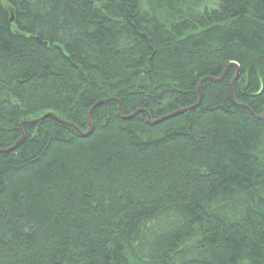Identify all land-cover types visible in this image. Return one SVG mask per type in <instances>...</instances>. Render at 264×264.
Masks as SVG:
<instances>
[{
    "label": "trees",
    "instance_id": "1",
    "mask_svg": "<svg viewBox=\"0 0 264 264\" xmlns=\"http://www.w3.org/2000/svg\"><path fill=\"white\" fill-rule=\"evenodd\" d=\"M229 63L250 111L233 67L148 123ZM103 93L146 114L0 154V264H264V0H0V149Z\"/></svg>",
    "mask_w": 264,
    "mask_h": 264
},
{
    "label": "bare ground",
    "instance_id": "2",
    "mask_svg": "<svg viewBox=\"0 0 264 264\" xmlns=\"http://www.w3.org/2000/svg\"><path fill=\"white\" fill-rule=\"evenodd\" d=\"M233 67H235L237 69V71H236L235 77L230 82V89L229 90H230V94H231V99L234 102V104H236V105L246 106V105L238 104L236 102L235 98H234V92H233L234 85H235V83L238 81V79L240 77L239 67H238V65L236 63H229L225 67L224 72H223V74L220 77H217V78L216 77H210V76L204 77L199 82L198 87L200 86V91H201V85H202L203 82H216V83L221 82L227 76L229 69L233 68ZM213 78L214 79H218V80L217 81L209 80V79H213ZM198 94H199V92H198ZM105 95H106V93H103V95L100 96L101 98L86 112V114L84 116L85 117V127H79L78 125H76L74 123L66 121V120L60 118L59 116L55 115L53 112H50V111L43 112L40 115H38L39 117H37V118L31 119V120H24V121H21L19 123L18 129H19V132L21 134V137L18 139V141H16L14 143V145L9 147L8 149L14 147L21 140H22V142L19 144V146L17 148H19L25 142L26 136H25V133H24V127H35V126H37V125H39L41 123H44V122H46L48 120H51V121L55 122L56 124H58L60 126H63V127H66L68 129H70V131H72V133L75 136H78L80 140H83V141L85 140V141H87V143H94L97 139L102 137V133L104 132V127L106 125L108 126L110 119L106 118L104 121L98 122L97 120L94 119L93 112H94V110L96 108H99L100 106H103V105H106V104H115L116 105V109H117V116H118V118H120L123 121H130V120L134 119L135 117H137L138 115H140L141 113H145L144 109H140V110L138 109V110L134 111V113H132L131 115L124 116V114H123V103L121 102V100L118 97H108V96H105ZM201 97H202V93H201ZM199 98H200V94H199ZM201 100H199V101L201 102ZM197 104H195V105H193L191 107L184 108V109L176 110L173 113L164 115V116L160 117L159 119H157L155 121H153L151 119L150 115L147 114L148 123L150 125H158V124H160V123H162V122H164V121H166V120H168L170 118H173L175 116L181 115L182 113L195 110L199 106ZM179 111H183V112L180 113V114H176L175 116L168 117L170 115H173L174 113H178ZM263 114H264V112L262 113V115ZM161 119H163V120L158 122V123H155V122H157V121H159ZM104 124H106V125H104ZM72 141H73V139H70L68 141L69 145H72L74 143ZM0 150H7V149H0ZM15 150H12L10 152H14ZM10 152H6V153H10Z\"/></svg>",
    "mask_w": 264,
    "mask_h": 264
},
{
    "label": "water",
    "instance_id": "3",
    "mask_svg": "<svg viewBox=\"0 0 264 264\" xmlns=\"http://www.w3.org/2000/svg\"><path fill=\"white\" fill-rule=\"evenodd\" d=\"M209 80H211V81H217L218 79H209ZM204 81V80H203ZM198 92H199V94H200V98H199V100H201L202 99V97H201V91H200V86L198 87ZM200 104V101L198 102V104L197 105H199ZM240 107H242V108H244V109H246V110H248V111H250L249 110V108L247 107V106H240ZM183 111H179L178 113H174L173 115H170V116H168V117H172V116H175L176 114H180V113H182ZM254 115V114H253ZM264 117V114L260 117V118H263ZM167 118V117H166ZM163 119H161V120H159V121H157V122H155V123H158V122H160V121H162ZM36 122V121H35ZM22 142V140L21 141H19L14 147H12V148H10V149H7V150H0V154H5L6 152H10V151H12V150H15L18 146H19V144Z\"/></svg>",
    "mask_w": 264,
    "mask_h": 264
},
{
    "label": "rangeland",
    "instance_id": "4",
    "mask_svg": "<svg viewBox=\"0 0 264 264\" xmlns=\"http://www.w3.org/2000/svg\"><path fill=\"white\" fill-rule=\"evenodd\" d=\"M204 6H207V7H210L211 8L212 3L210 2V3L204 4Z\"/></svg>",
    "mask_w": 264,
    "mask_h": 264
}]
</instances>
